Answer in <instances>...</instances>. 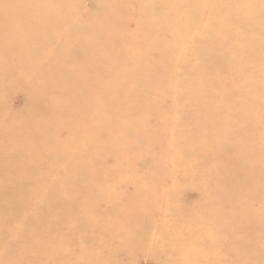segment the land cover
I'll use <instances>...</instances> for the list:
<instances>
[{
	"label": "rangeland",
	"instance_id": "1",
	"mask_svg": "<svg viewBox=\"0 0 264 264\" xmlns=\"http://www.w3.org/2000/svg\"><path fill=\"white\" fill-rule=\"evenodd\" d=\"M43 1L0 2V194L18 190L19 199L13 210L4 208L9 201L0 202V222H16L0 225V264H264V0H78L75 9L41 7ZM99 7L111 19L113 14L132 17L147 26H157L164 21L158 15L168 14L175 26L169 38L179 46L168 52V60L160 59L162 53L167 57L160 49L159 55L143 49L139 57L148 65L145 70L157 71V79L169 70L172 88L168 106L163 107L162 97L145 107L143 120L136 121L143 123L138 133L114 124L125 94L118 90L123 80L115 76L122 73L103 72L112 43L136 31L111 35L110 26L98 19ZM146 14L151 19L141 17ZM242 15L251 25L246 23L239 34L234 18ZM221 29L227 30L224 36ZM204 38L210 46L234 45L239 51L230 56L234 65L225 67L230 77L216 74L223 65H200L195 45ZM136 50L140 53L139 46ZM129 62L124 58L112 70L133 71L136 59ZM182 79L192 83L182 86ZM23 85L39 96L25 107L27 94L17 91ZM182 91L192 111L186 121L208 124L194 134L215 138L208 152L240 160L237 165L223 163V175L228 169L238 177L234 189L222 194L233 203L207 207L206 223L194 219L199 197L188 199L187 183H181V176L173 179L177 171L193 170L178 164L191 156L187 150L172 151L173 141L185 139L190 128L176 104ZM109 103L115 104L111 115ZM117 115L129 116L124 111ZM157 124L153 139L161 145L148 148L140 136ZM174 156L181 159L174 162ZM194 159L192 155L186 165ZM77 173L89 183L78 182L74 196L81 220L69 236L67 230L49 233V221L66 218L65 213H50V203H45L49 188L59 191L63 184H73L76 179L68 176ZM39 223L38 230L47 232L46 244L31 240L42 236L32 228ZM67 236L69 245L63 240ZM60 240L66 251L60 259L52 258ZM18 254L24 259L17 261Z\"/></svg>",
	"mask_w": 264,
	"mask_h": 264
},
{
	"label": "bare ground",
	"instance_id": "2",
	"mask_svg": "<svg viewBox=\"0 0 264 264\" xmlns=\"http://www.w3.org/2000/svg\"><path fill=\"white\" fill-rule=\"evenodd\" d=\"M12 1H14V0H0V2H12ZM16 1H18V3L23 4L24 2L29 1V0H16ZM77 4H78V0H76V2L73 4H71V2H68V0H44L41 4V7L49 8L50 7L49 5H52V6L56 5V7H59V6L68 7L69 6L73 9L74 7L75 8L77 7ZM98 5L100 6L103 4L98 3ZM98 11H99L98 19L105 21L107 27L110 26L109 32L111 35H114V36L122 35V37H123L128 29H130L131 31H136V34H134V36L128 34L125 39L122 38V42L117 41V42L112 43V45L109 47V51H108V52H110V54H107V55H109L110 60L106 63V70H104L103 72L108 73V72L112 71V72L122 73L121 75L115 76L117 78L120 77V79L123 80V83L121 84V87H119L118 90L123 91L122 89H125V92H124L125 94H123V96L121 95L123 98L122 99V102H123L122 107L123 108H119V112L124 111V113L129 114V116H128V118H127V116L121 118L117 115V113H119V112H117L116 113L117 116L116 115L114 116L115 117L114 124H116L117 125L116 127L118 129H120L121 131L128 129L129 132H131V133H133V132L138 133L137 131H139L140 128H142L143 123L138 124V123H136V121L139 122V120H143V115L145 113L144 112L145 107L149 106V104H151V102L159 100L162 97L164 98V101L161 100V102H164L163 107H164V105L168 106V104H165V102L168 101L166 99L169 96V95H167V93L172 88V84H171L172 75L170 76L171 72H169V70L164 72L165 74L163 72L159 73L161 76H159L160 79H157V76L154 75V74H156L157 71L153 72L151 70H145V68L148 67V65L144 63L145 60H143L142 58L140 59L139 57H140V55H143V49L144 50L147 49V51H149V52L151 50L152 51L156 50L158 55H159V52L157 51V49H160L163 52L166 51V53H167V57H164L163 55H165V53L164 54L162 53L161 54L162 57L160 59L168 60V56H170L169 55L170 53L168 54V52H172V50H176L177 47L179 46L178 43H173L169 38L173 35L174 30H175V26L173 23H171V17L168 14H166L165 16L163 14L158 15L157 20H161L163 17L164 21L161 22L162 25H161V23H159L157 26H147L145 24L140 25V23H135V21L132 20V17H129V18L127 17L125 19H119V17H117L118 15L113 14L114 19H111L110 16L108 15L109 14L108 10L105 9L104 7L102 9L99 7ZM8 15L10 16V14H8ZM6 16H7V12H6ZM141 17L146 18V19H151L150 14L142 15ZM259 18H260V16L258 18H255V19L259 20ZM107 19H110L111 20L110 22H112V23L107 22L106 21ZM28 20H31V16L29 14H28ZM168 20H170V23L169 22L163 23V22H167ZM234 21L236 23H239V25L238 24L236 25L238 28L237 32H239V34L243 33L242 28H244L246 23L251 25L250 24L251 20L249 18H246V16H243V15L240 16V20H238L235 17ZM254 22L259 23V21H254ZM102 25H103V22H102ZM102 30H103V28H102V26H100L101 35H102ZM226 31L224 29H221L219 32L220 36H224L226 34ZM261 33L262 32L260 30V35H261ZM174 35H176V34H174ZM148 36H151V37L153 36V39H149ZM215 36L216 35H212V36L208 37V39H210L212 37V40H213ZM159 37H160V39H159ZM5 39H6V37H3L2 40H5ZM216 39H217V37H216ZM102 40H103V37H102ZM137 40L140 44L137 42ZM144 45H146V47H144ZM136 46L140 47V53L136 52L137 51ZM195 46H197V49H198L197 51H198V53H199L198 55L201 59V62H200L201 66H210V65H216V64L223 65V66L217 68V70L215 71L216 74L220 75L221 77H224L226 75V78L231 76V74H230L231 70H229V72H228V70H225V67L234 65V63H232L233 59L230 60L231 55L239 54V51L236 50V47L234 45H224L222 47L210 46V44H208L206 42V38H204V40L200 41ZM244 49H246V50H244L246 53V51H248V48L244 47ZM262 54H264V53H262ZM253 57H255V56H253ZM118 58H120V59H118ZM124 58H128L130 60L129 63H134L132 61H134L136 59V62L134 63V64H136V68H134L133 71L132 70L131 71H129V70H123V71L122 70L121 71L112 70L113 64H115V63L117 64L119 61L123 60ZM137 58H139V60L142 62L139 63V60L137 62ZM255 59H257V58H255ZM251 62H252V64L253 63L255 64V62H253V61H251ZM226 65H228V66H226ZM228 74H229V76H228ZM232 78H233V75H232ZM160 81L162 82L161 84L159 83ZM182 81L184 82L183 83L184 85L181 84L182 86H188V84L192 83L191 80L186 82L182 79ZM231 81H232V79H231ZM245 81H246V79H245ZM146 82L150 85H146ZM144 84H145V86H143ZM140 85H142V86L139 87ZM221 87H223V86H221ZM17 91L22 93V94H27V96H25L26 102L24 103V107L27 106L28 104L32 103V101H35V99L39 98V96L32 95V93L29 91V89L25 85H23L21 88H18ZM185 97H186V94L184 95V91L180 92L179 97L177 96L178 102L176 104L178 106V110L182 112V115L184 118V120H182V121H185L186 123H188L186 120H188V118L191 117L190 115H192V111L188 110L189 108L186 106L187 104L184 103ZM5 99L6 98H3V100H5ZM124 99L129 101L130 104H126L124 102ZM105 105H109V107H111V111H109L110 115L114 114L112 112L115 111V108H113L115 104L113 105L112 103H109V104H105ZM90 106H92V105H90ZM199 106L201 108V105H199ZM232 106H233V104H232ZM109 107H107V108H109ZM243 108H245V107L243 106ZM152 115L156 116L157 112L153 111ZM220 115H218V116H220ZM138 118H139V120H138ZM15 123H17V122H15ZM122 123L124 124V128H122V126H121ZM135 123L137 124L138 128L133 127L135 125ZM180 123H181V121H180ZM188 124H190V128L189 129L187 128L188 129L187 132L185 130V133L183 134V137L185 136V139L183 138V140H180V141L178 139H175L172 143V151L178 152L181 149L187 150L186 151V152H188L187 154L188 155L191 154V156H189L188 159L182 161V160H179L181 158L178 159V158H176L177 156H174L175 157L174 162L179 160L178 164L183 165V169L189 170L190 168H192L193 170L191 172L188 171L187 173H186V171H183L182 172L183 175L179 174V172L177 171V172H175V174H173L174 175L173 179H175L176 177H177V179H179L181 176L182 177L180 179L181 183H187L185 190H187V193L189 194V195H187L188 199H191V198L195 199L196 196L199 197V201L197 202V199H196L195 205H194V207L199 212V216L197 215L196 218H194V219L197 220V222L199 223L200 221H198V219L201 218V220H202V218H203L204 219L203 222L206 223L209 219V215L207 214V211H206L207 207H209L210 205L215 204V203H219L220 205H222L224 203H228L229 201H230V203H228L229 205L233 203L232 200H230L229 198H228L229 200H227V198L223 197L224 195H222V194H224L225 191H228L230 189H234V187L236 186V181H238L237 180L238 177H237V174L235 172L228 170V169H226L227 170L226 174L223 175V169H224L223 163H226V165H228V164H231V162H233L234 165H237L238 163H240V160L238 162V159H235V158H229V159L228 158H222L221 157L222 155L220 156L217 153V151L214 149L213 150L210 149L208 152L207 148L209 146V143H210V146L211 145L213 146V144L215 142L214 141L215 138L212 139L209 136V134L202 137V138H198L199 137L198 134L197 135L194 134L195 130H197V129L202 128L205 130L208 126L207 121H205V120L204 121H198V122H196L197 126H194L191 123H188ZM151 125H153V123ZM158 126H159L158 124L155 127L151 126L152 128L149 129V131L152 130V131H150L151 133L146 134L145 136H140V137H144L145 139H147L146 142L148 143V148H150L152 146L154 147L155 144L161 145L160 142L155 143L158 141V139H157V141H155V138L153 139L154 134H155L154 129L157 130ZM8 130H11V127H8L5 131H8ZM237 137L238 136H236L235 139H238L237 142H239V138H237ZM80 138L81 137H79V140L81 142ZM99 139H100V135L98 137V140ZM199 142H200V144H201L200 146L202 148L198 145ZM241 142H242V139H241ZM191 143L195 146V148H191V146H190ZM242 143H240V145ZM136 144H137L136 146H139L138 142ZM89 147H91L90 141H89ZM245 148H246V146H245ZM243 149H244V147H243ZM100 150L101 149H99L98 151H100ZM124 151L129 153L130 149L124 150ZM192 155L195 157L194 163H193V165L189 164L187 166L186 164L188 163V160L190 159V157H192ZM181 163H183V164H181ZM92 164H94V163H92ZM210 172H212V173H210ZM68 177L75 178L76 182H74L73 184H70V185L67 184L66 187H64L65 184H63L62 188H60L59 191L52 189V187L49 188V194H48V197H47L45 203H47V202L50 203V206L48 207L50 213H53V212H56V213L59 212L60 213L61 212V213L66 214V218H61L60 221H56V222L55 221H53V222L49 221V223H48L49 224L48 227L50 228L48 231L49 233H53V232L57 233L56 229H60V230H64V231L67 230L68 236H69V234L71 233L70 231L75 230V228H76L75 224L78 223V220L79 221L81 220L80 218H78V210L74 207L75 206L74 201L78 197L77 196L78 195V182H83V183H85V185H87L89 183H88L87 178L85 176H83V175L78 176V173L77 174H71ZM190 183H191V185H190ZM209 184L212 185V188L208 187ZM214 185H217V187L214 188ZM11 192L12 193L4 192V193L0 194V202L1 201L2 202L9 201V203H7L4 207L6 210H13L14 206L19 201L17 195L15 196V193H17L18 190H14V191L11 190ZM217 192H219L218 193L219 195L217 197H215V193H217ZM13 195H14V200H12V199L7 200L11 197L13 198ZM49 195H50V200L48 201ZM74 196L76 198H74ZM190 196H191V198H190ZM51 199L54 202H52ZM1 219L2 218L0 217V220ZM15 224H16V222L13 221L12 219H9V220L6 219L0 225H6L8 227H11V226H15ZM40 225H42V224H40V223L36 224L32 228L33 229L35 228V230H37L39 232L36 235L41 234L42 236L39 238H34V239H32V237H33L32 236L31 240H32V242H37L40 244H42V243L46 244L48 242V240H46L43 237V235L46 234L47 232L39 231L38 227H36V226H40ZM204 232H205V230H204ZM205 233H207V232H205ZM68 236L65 239H63L64 244L69 242V240L67 239ZM21 240H22V242H25L24 237H22ZM22 242H21V244H22ZM60 242H58L56 245V241H55V245H56L55 253L56 254L52 255V258L57 257L60 259V256H62V254L66 251L65 247L62 246L61 240H60ZM69 244L70 243H68V245ZM7 245H9L8 242L6 243V246ZM60 245L62 246V249H60V247H61ZM2 246H4V245H2ZM15 246H14L15 249L18 247L21 248L17 244H15ZM16 258H17V261H19L21 258L24 259V255L22 256L21 254H18V255H16ZM173 258H175V257H173Z\"/></svg>",
	"mask_w": 264,
	"mask_h": 264
}]
</instances>
